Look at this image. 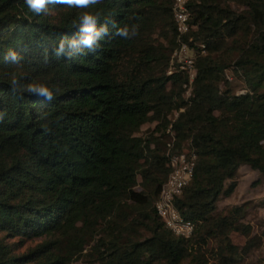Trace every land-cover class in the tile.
<instances>
[{
    "label": "trees",
    "instance_id": "16d2710c",
    "mask_svg": "<svg viewBox=\"0 0 264 264\" xmlns=\"http://www.w3.org/2000/svg\"><path fill=\"white\" fill-rule=\"evenodd\" d=\"M48 8L36 15L24 0H0V264H74L91 243L87 264H243L262 239L243 205L221 213L219 202L235 193L241 166L264 177V0L190 1L183 40L196 49L197 73L189 97V75L172 63L181 42L174 0ZM84 11L98 12L108 34L95 52L56 56ZM133 24L135 37L114 35L113 25ZM9 51L22 60L6 61ZM227 69L246 90L233 91ZM32 82L60 91L50 102L26 91ZM147 123L156 127L142 136ZM169 127L173 151L197 154L175 199L195 224L189 238L155 207L171 173ZM14 238L43 241L17 253Z\"/></svg>",
    "mask_w": 264,
    "mask_h": 264
},
{
    "label": "built area",
    "instance_id": "2783aa9c",
    "mask_svg": "<svg viewBox=\"0 0 264 264\" xmlns=\"http://www.w3.org/2000/svg\"><path fill=\"white\" fill-rule=\"evenodd\" d=\"M191 0H174V19L177 24L180 45L173 51L172 60H176L175 65L186 70L189 75V82L186 85V96L191 95L192 84L197 70L195 66L196 49L183 40V37L190 31V8ZM204 48V45H202ZM204 52V49H203ZM172 71H170L171 73ZM227 77L231 79L229 74ZM176 116H178L176 114ZM168 132L172 136L169 143V164L171 173L162 187L161 194L156 201L155 207L158 215L163 219L166 226L176 235L189 238L195 229V224L183 217L175 205L176 197L183 193L184 188L192 181L197 163V154L194 151L184 149L183 151H173L174 132L169 127Z\"/></svg>",
    "mask_w": 264,
    "mask_h": 264
},
{
    "label": "rangeland",
    "instance_id": "374dc122",
    "mask_svg": "<svg viewBox=\"0 0 264 264\" xmlns=\"http://www.w3.org/2000/svg\"><path fill=\"white\" fill-rule=\"evenodd\" d=\"M172 63H177L176 60H172ZM227 74L231 77L229 79ZM225 77L230 82V85L235 92L246 90V84L244 79L236 74L234 71L227 69L225 71ZM156 123H147L141 130L142 136L148 135L153 129H155ZM170 138L166 141L169 143ZM239 185L235 193L230 198H224L219 202V211L223 213L230 210L234 206L243 205L245 210L244 222L250 223L253 226V233L261 237L262 243L259 247H256L247 255H243V264H264V177L256 170H253L248 165L241 166L238 176ZM141 182V180H140ZM140 190L141 187L138 186ZM224 209V210H223ZM231 239L234 243L243 246L247 242V237L240 233L233 232ZM18 241L17 244L20 248L17 253H24L28 249L34 248L36 245L41 243L43 239L36 238L21 242L18 238L9 239V242ZM215 241L211 240L210 246L213 247ZM93 243L86 246L83 253L75 258L74 264H87V260L94 257ZM98 264V263H96Z\"/></svg>",
    "mask_w": 264,
    "mask_h": 264
},
{
    "label": "clouds",
    "instance_id": "9594fccd",
    "mask_svg": "<svg viewBox=\"0 0 264 264\" xmlns=\"http://www.w3.org/2000/svg\"><path fill=\"white\" fill-rule=\"evenodd\" d=\"M28 9L36 15L47 14L49 12L48 6L50 4H62L68 7H75L80 9H92L95 5L101 3V0H24ZM100 15L95 11H84L79 17V30L75 36L69 39L67 36L60 40L59 46L55 49L56 56L64 55L68 49H73L75 54H83L84 49L95 52L99 42L108 34L109 28L107 23L100 24ZM114 35L123 39H131L138 35L139 24L124 25L117 27ZM6 61L13 64L22 60V57L16 51H9L4 57ZM13 85L16 81H12ZM13 91H16L13 88ZM26 91L30 94L40 96L48 101H53L56 94L60 91L55 85L47 83L32 82L27 85Z\"/></svg>",
    "mask_w": 264,
    "mask_h": 264
}]
</instances>
